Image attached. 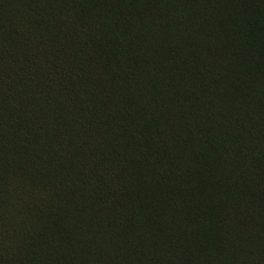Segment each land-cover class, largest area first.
I'll return each mask as SVG.
<instances>
[{
    "label": "trees",
    "instance_id": "1",
    "mask_svg": "<svg viewBox=\"0 0 264 264\" xmlns=\"http://www.w3.org/2000/svg\"><path fill=\"white\" fill-rule=\"evenodd\" d=\"M67 3V56L0 50V199L44 191L0 264H264V0Z\"/></svg>",
    "mask_w": 264,
    "mask_h": 264
},
{
    "label": "rangeland",
    "instance_id": "2",
    "mask_svg": "<svg viewBox=\"0 0 264 264\" xmlns=\"http://www.w3.org/2000/svg\"><path fill=\"white\" fill-rule=\"evenodd\" d=\"M54 4H58L62 8V15L56 14V18L60 19L61 26L57 29L58 33L61 31V36L56 38L57 43H53L46 37L39 45L36 44L37 38L31 31L30 19L27 16L26 7L23 4H18L14 0H0V50H9L18 55V60L25 65L27 56L22 53L27 49L30 54L28 57H35L38 67H44L49 60H61V58L68 55L69 50L75 46L76 39H72L67 32V27H76L77 23L72 16L71 5L67 3L68 0H49ZM55 19V18H54ZM78 24V23H77ZM78 27V26H77ZM3 33V34H1ZM5 37V38H3ZM72 39V40H71ZM63 45V47L60 44ZM59 44V45H57ZM8 62V59L6 60ZM35 66V64H34ZM36 67V66H35ZM43 75L40 74L41 78ZM9 79L0 80V86H6ZM16 181L14 176L7 180V187L11 192L5 195V201L0 199V238L8 239L11 234L15 233L16 227L23 225V213L26 205L35 201H40L44 197V191L34 190L25 186L15 189ZM16 190V192H15ZM27 191V203L23 206L15 204L13 195L19 192ZM5 193H0V198ZM23 207V208H22Z\"/></svg>",
    "mask_w": 264,
    "mask_h": 264
}]
</instances>
